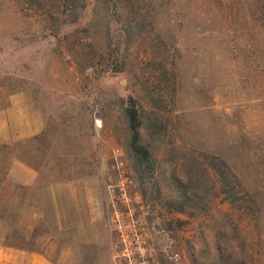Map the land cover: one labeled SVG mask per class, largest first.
<instances>
[{
	"label": "rangeland",
	"instance_id": "1",
	"mask_svg": "<svg viewBox=\"0 0 264 264\" xmlns=\"http://www.w3.org/2000/svg\"><path fill=\"white\" fill-rule=\"evenodd\" d=\"M41 5L0 0V91L34 89L45 120L0 148V241L55 264H264V0ZM14 159L34 186L7 181Z\"/></svg>",
	"mask_w": 264,
	"mask_h": 264
},
{
	"label": "crops",
	"instance_id": "2",
	"mask_svg": "<svg viewBox=\"0 0 264 264\" xmlns=\"http://www.w3.org/2000/svg\"><path fill=\"white\" fill-rule=\"evenodd\" d=\"M45 128L44 114L37 92L30 88L0 91V148L38 137ZM40 177L37 168L14 159L10 162L7 181L34 186ZM0 264H55L40 252L8 245L0 241Z\"/></svg>",
	"mask_w": 264,
	"mask_h": 264
},
{
	"label": "trees",
	"instance_id": "3",
	"mask_svg": "<svg viewBox=\"0 0 264 264\" xmlns=\"http://www.w3.org/2000/svg\"><path fill=\"white\" fill-rule=\"evenodd\" d=\"M26 5L31 7H41L42 0H22ZM128 118V127L130 130L129 146L135 158L142 164H145L147 171H153L152 156L149 150L140 142V118L139 111L135 104H131L126 110ZM221 185V194L223 199L230 203H237L241 196L236 193L234 187L229 182V177L224 172H218Z\"/></svg>",
	"mask_w": 264,
	"mask_h": 264
}]
</instances>
